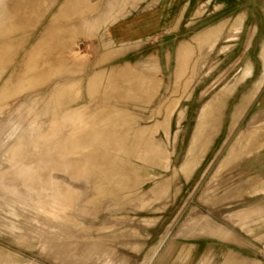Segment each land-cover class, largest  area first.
<instances>
[{"label":"rangeland","instance_id":"1","mask_svg":"<svg viewBox=\"0 0 264 264\" xmlns=\"http://www.w3.org/2000/svg\"><path fill=\"white\" fill-rule=\"evenodd\" d=\"M263 50L264 0H0V264H264Z\"/></svg>","mask_w":264,"mask_h":264},{"label":"crops","instance_id":"2","mask_svg":"<svg viewBox=\"0 0 264 264\" xmlns=\"http://www.w3.org/2000/svg\"><path fill=\"white\" fill-rule=\"evenodd\" d=\"M242 20V19H241ZM163 23H164V17H163V13H157V12H152L151 14H143L141 17L138 18H133V20H131L129 23L125 24L124 26L121 27V29L119 28L116 32L115 35L112 36L111 39L115 40V41H120V42H127V43H132V42H137L140 39L146 38L147 36H150L152 34H156L158 33V31H160V29L163 27ZM217 35L214 34L212 37L215 38V36ZM209 37H207V41H209ZM217 40H214L212 42V46L215 45ZM262 59L264 62V50L262 53ZM252 74V68L248 67L243 76L241 77V81H244L248 78H250ZM264 84V74L262 76V78L259 80L258 83H256L255 86L258 85V89L256 90L255 94L253 95L252 99L255 97V95L257 94V92L259 91V89L262 87V85ZM234 86L227 89L229 90V92L231 93L234 90ZM204 110V109H203ZM203 112V111H202ZM247 255L245 253H241V257L243 261H247ZM252 259V258H251ZM251 264H259L258 261H256V259H252ZM247 264V263H245Z\"/></svg>","mask_w":264,"mask_h":264}]
</instances>
